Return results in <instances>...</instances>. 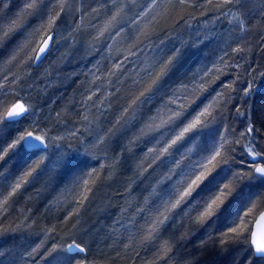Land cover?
I'll list each match as a JSON object with an SVG mask.
<instances>
[{"label": "snow or ice", "instance_id": "obj_1", "mask_svg": "<svg viewBox=\"0 0 264 264\" xmlns=\"http://www.w3.org/2000/svg\"><path fill=\"white\" fill-rule=\"evenodd\" d=\"M9 7L8 0H0V46L25 26L27 17L38 15L41 22L0 61V215L29 187L39 183L34 194L39 196L63 180L56 203L63 200L73 207L61 222L67 226L77 217L63 235L56 225L43 229L44 239L20 257L23 264L29 257L33 264H99L89 259L90 246L77 227L81 210L99 185L119 173L124 153L145 137L153 142L147 150L152 159L147 167L137 165L139 174L157 161L163 170L142 203L131 210L122 207L113 221L112 232L119 225L128 234L124 248L160 240L164 258L203 231L199 255L210 248L223 255L230 246L243 245L244 264H264V130L256 126L251 104L245 111L239 104L232 109L244 118L240 131L228 123L235 81L201 99L208 79L242 67L226 58L251 52L250 33L258 34L257 44L264 49V0H55L51 7L45 0H24L19 11L5 18ZM76 14L75 29H95L96 41L121 38L129 43L116 50L120 59L112 58L109 71L95 65L88 70L91 78L79 93L74 127L68 129L69 106L45 111L31 98L32 86H25L21 70L29 62L38 64L61 35V16ZM158 32L165 39L155 43L152 37ZM202 46L221 55L187 80L173 79L185 50ZM107 48L111 52L113 44ZM129 64L134 66L131 74L125 72ZM255 80L252 76L242 89L245 103ZM136 122V132L117 147ZM232 264H240V258Z\"/></svg>", "mask_w": 264, "mask_h": 264}, {"label": "trees", "instance_id": "obj_2", "mask_svg": "<svg viewBox=\"0 0 264 264\" xmlns=\"http://www.w3.org/2000/svg\"><path fill=\"white\" fill-rule=\"evenodd\" d=\"M8 2L10 7L4 10L5 18L19 11L24 0H8ZM54 3L55 0H45V4L50 7ZM78 15H62L58 21L57 26L60 33L64 32L61 37L64 36L70 41H68V48L66 50L64 48L65 51L59 54L57 60H54L47 68L45 67L47 59H50V55L53 53L48 50L38 64L29 62L21 70L24 74L25 86H32L31 98L42 105L45 111L49 106L56 110L65 105L69 106L72 111L68 117V129L74 127V110L80 107L79 93L91 78L88 75V70L95 65L100 68L101 72L109 71L114 62L112 58L120 59L116 56V50L127 47L129 43L121 38H117L116 42L103 38L96 41L94 39L95 29H75ZM202 19L204 18H200L201 22ZM40 22L41 17L38 15L27 17L25 26L13 33L0 46V61L6 60L26 35L39 26ZM93 23H101V21L93 20ZM171 23V21L168 22L169 27ZM193 27H196V21H193ZM180 30L187 35L186 29L181 27ZM160 39H165L163 32H158L152 37L155 43H159ZM257 39L256 32L249 34L248 40L252 45L251 52L236 56L235 60L230 57L226 58L229 63H238L242 67L229 68L224 74L217 73L219 79L214 77L208 79V91L201 97V99L210 98L216 91L221 90L224 83L235 81L232 86L236 91L232 93L234 99L228 106L227 115L228 123L237 131L241 130L245 121L232 110L236 104L240 105L242 111H245L248 104H251L253 120L257 127L264 130V77L259 76V73L264 72V49H261L257 44ZM105 41H110L113 44L110 58L107 51L109 49L105 50L106 46L103 43ZM167 42L172 43L171 39H168ZM56 43L55 38L53 45ZM219 55L221 53L215 51L214 47L187 48L180 64L174 70L173 79L187 80L198 69L203 70L210 67ZM133 67L132 64H129L125 72L131 74ZM252 76H256L255 91L250 98H245L247 100L245 103L240 99L243 96L242 89ZM123 91L124 89L121 90V94ZM225 94L227 95V90ZM53 101L55 104L52 103ZM107 118L111 119L112 116L109 115ZM139 126L140 123L136 122L135 127L125 130L124 135L117 141V147L126 143ZM152 144L151 138L145 137L133 146L130 152L124 153L119 173L113 179L99 185L98 190L92 195L85 208L81 210L80 224L77 227L81 228L82 237L90 246L89 256L92 258L89 259L96 260L99 264H185L188 259H193V264H232L233 259L239 257L240 264H244V257L247 253L242 251L243 245L230 246L229 251L223 255L217 254L212 248L203 256L199 255L200 250L197 245L206 236L203 231L177 245L173 252L164 258H160L159 254L160 240L144 244L133 242L129 248H124V244L128 243V234L119 225H116L118 231L112 232L113 221L120 216L122 207H129L131 210L137 203H142L143 198L148 195L151 186L155 184L163 170L158 167L159 161H157V164H154L143 175L139 174L142 169H137V165L142 164L143 167H147L152 159L151 155L147 153ZM37 188H40L39 183L35 187H29L24 197L19 198L18 202L6 214L0 215V252H3V255H0V264H11L12 261H15V264H23L20 257L44 239L43 229L56 225L59 235H63L66 227H70L72 223L76 222L77 217L75 216L67 226L61 222L73 207L71 203H65L63 200L59 204L56 203L64 191L65 181L49 185L39 196L34 195ZM29 196L32 198H28ZM68 199L70 200V197ZM50 204L51 207H49ZM29 225L31 226L29 227ZM53 236H56V233H53ZM56 238L59 237L56 236ZM117 252H119V256L116 255ZM27 264H33L32 258H27ZM38 264H44V262L38 261Z\"/></svg>", "mask_w": 264, "mask_h": 264}, {"label": "rangeland", "instance_id": "obj_3", "mask_svg": "<svg viewBox=\"0 0 264 264\" xmlns=\"http://www.w3.org/2000/svg\"><path fill=\"white\" fill-rule=\"evenodd\" d=\"M63 33L64 32L62 31L61 34H63ZM65 36H67V35H65ZM56 41H57L56 45H53L54 44L53 43L50 46V48H49L50 52L53 51V53H51V55H50L51 58L50 59H47V62H46V65H45L46 68L48 66H50L54 60H57L59 54H61L63 51H65L68 48V41H70V40L67 39L64 36L61 37V35H60L59 37H56ZM70 43L72 44V42H70ZM103 43H104V46H106V48H105V50H106L107 49V44H110V41H105ZM71 46H73V45H71ZM64 48H65V50H64ZM107 51L109 53L108 57L110 58V56H111L110 51L109 50H107Z\"/></svg>", "mask_w": 264, "mask_h": 264}, {"label": "bare ground", "instance_id": "obj_4", "mask_svg": "<svg viewBox=\"0 0 264 264\" xmlns=\"http://www.w3.org/2000/svg\"><path fill=\"white\" fill-rule=\"evenodd\" d=\"M89 258H92L91 256H89Z\"/></svg>", "mask_w": 264, "mask_h": 264}, {"label": "water", "instance_id": "obj_5", "mask_svg": "<svg viewBox=\"0 0 264 264\" xmlns=\"http://www.w3.org/2000/svg\"><path fill=\"white\" fill-rule=\"evenodd\" d=\"M46 54V53H45Z\"/></svg>", "mask_w": 264, "mask_h": 264}]
</instances>
